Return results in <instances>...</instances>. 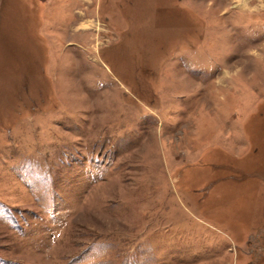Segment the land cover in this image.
Instances as JSON below:
<instances>
[{"label": "rangeland", "instance_id": "rangeland-1", "mask_svg": "<svg viewBox=\"0 0 264 264\" xmlns=\"http://www.w3.org/2000/svg\"><path fill=\"white\" fill-rule=\"evenodd\" d=\"M0 264H264V0H0Z\"/></svg>", "mask_w": 264, "mask_h": 264}]
</instances>
